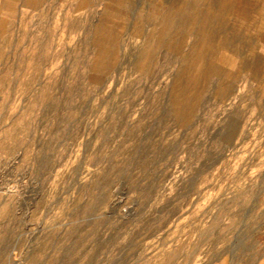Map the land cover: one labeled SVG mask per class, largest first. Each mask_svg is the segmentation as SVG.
<instances>
[{"label": "rangeland", "instance_id": "obj_1", "mask_svg": "<svg viewBox=\"0 0 264 264\" xmlns=\"http://www.w3.org/2000/svg\"><path fill=\"white\" fill-rule=\"evenodd\" d=\"M0 264H264V0H0Z\"/></svg>", "mask_w": 264, "mask_h": 264}]
</instances>
